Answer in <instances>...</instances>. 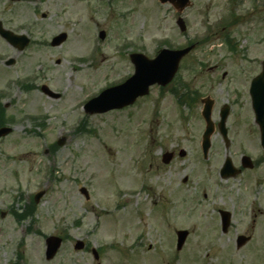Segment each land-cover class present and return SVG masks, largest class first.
<instances>
[{
  "label": "rangeland",
  "instance_id": "rangeland-1",
  "mask_svg": "<svg viewBox=\"0 0 264 264\" xmlns=\"http://www.w3.org/2000/svg\"><path fill=\"white\" fill-rule=\"evenodd\" d=\"M191 1L182 13L187 31L180 33L173 8L157 0H0V13L5 12L0 20L32 38L18 65L0 67V90L7 94L1 103L10 104L6 117L13 122L12 133L0 140V214H5L0 216V264H262L258 260L264 259V215L256 221L255 240L237 250L233 239L250 232L249 217L242 221L236 212V229L219 235L175 213L172 205L183 199L177 197L178 179L215 173L224 151L213 143L207 162L195 153L189 140L199 125L197 116L178 107L169 90L153 88L124 112H81L84 97L131 74V51L151 58L161 47L174 48L194 35L200 41L208 29L214 34L180 63L178 80L190 86L193 78L207 77V67L216 63L220 73H233L229 67L236 70L233 62L244 64L245 56L230 53L222 42L229 13L235 19L224 33L236 45H248L249 57L264 58V0ZM100 31L104 40L97 37ZM61 32L67 37L60 46L43 42ZM94 45L97 49L92 50ZM2 48L6 56H15L8 46ZM93 54L97 59L91 62ZM195 61L203 66L190 71ZM27 81L36 84L30 92L16 86ZM42 84L61 98H47L38 90ZM241 120L245 130L249 123ZM234 128L238 136L242 129ZM57 140L64 143L58 146ZM244 142L239 139L231 153ZM175 143L187 156L163 165L162 153ZM194 186L185 187L189 191L184 195L193 193ZM81 188L87 190L88 200ZM41 190L45 194L33 219L17 222L11 211L20 213ZM255 209L264 213V204ZM197 214L198 223L210 217L204 211ZM177 229L189 231L180 251L175 249ZM137 233L140 248L133 244ZM50 235L66 239L46 261L44 238ZM76 240L99 248V258L94 260L90 250L74 251Z\"/></svg>",
  "mask_w": 264,
  "mask_h": 264
},
{
  "label": "flooded vegetation",
  "instance_id": "flooded-vegetation-1",
  "mask_svg": "<svg viewBox=\"0 0 264 264\" xmlns=\"http://www.w3.org/2000/svg\"><path fill=\"white\" fill-rule=\"evenodd\" d=\"M4 14L5 12L0 13V15ZM3 20L4 19L1 18L0 25L5 29H10ZM30 43L31 40H29V44ZM3 45L13 50L15 56H6L7 52L3 50ZM27 48L23 51L19 50L10 45L5 38L0 35V67L7 68L18 65L19 55L23 54ZM229 52L235 53L236 50H230ZM243 55L245 56L244 64H240L242 62L238 63L237 61L236 63L233 62V66L236 65V70L233 67H229V69L234 71L233 73L228 70L221 71L220 73L218 70L219 63L213 64L207 67V77L193 78L195 77L193 76V79L191 78L192 81L189 90L183 94V97H188L190 110L198 119L199 125H197L195 135L191 136L189 140L193 144L195 153H199L205 162L209 161L211 156H213V143L217 144L219 149H223L224 153H222V159L215 173H190L178 179L179 183L178 181L176 183L178 186L175 185V187L177 186V197H183V199H179L177 206H172L175 213L191 217L193 222L195 224L197 223L196 226L202 225V227L207 229H218L219 235L226 234L228 230L233 227L235 222L232 218L236 212H240L242 214V221H245V218L249 217L251 229L249 233L244 231L241 234H237L233 241L235 242L239 235H244L250 239L248 243H251L255 240V236L253 235L256 221L260 216L264 215L259 209H255V205L261 206V204H264V189L261 188L264 186V149L259 143V128L253 121L251 84L255 77L262 75L253 90L255 98L260 100L264 94V58L257 60L249 57L248 54ZM10 60H12V63L7 66V62ZM195 64L197 63H194L193 67ZM214 72L217 73L212 76L211 74ZM33 85L36 84L33 83L32 86ZM32 86H23L19 84V88L27 92L34 89ZM38 90H40V92L42 91L40 87H38ZM45 96L55 100L60 98V96L57 98H53L50 95ZM5 97L6 96L1 92L0 103ZM138 100L139 99L136 101ZM175 104L178 105L177 102H175ZM205 106H209L210 108L208 120L212 122L213 125V133L210 137L209 149L206 151V158L203 156L205 155L203 150V133L207 125V120L202 114ZM10 108V104H0V109H3L5 113L2 118H0V127L3 126L2 124L9 126L13 124L10 119L5 118L6 110ZM242 113L248 115L251 122H249L245 115L242 116ZM225 114V130H221L219 124ZM229 119L233 120V124H230L231 126L227 124ZM241 119H246L249 123L245 127L246 131L243 129L244 121ZM240 121L243 122V125H241L242 123L238 124ZM234 126L242 129H238L240 130L238 136H236L237 130L235 131L237 128H234ZM245 132L247 134H245ZM241 134L244 135V137H242ZM241 138L245 141L242 143L241 149L239 146L237 150L231 153L233 145L239 143V139ZM247 139H249V142H247ZM181 151H184L183 157L180 156ZM168 152L171 153V160L169 163L177 158H184L188 154L180 143H175ZM244 156L249 157V160H244ZM226 158H230L233 167L237 170V173L234 175L230 173L231 176L229 175V177H224V175L220 173V168ZM190 177L192 181H190ZM193 183L195 184V191L184 195L186 190L189 191L185 189V187H189ZM246 209H250L249 215H247ZM200 211L209 213L210 217L205 218L208 220H203L201 223H198V220H196L198 215L197 212ZM226 213H228L229 216ZM161 219H163V217H161ZM227 222L229 224L227 231H223L222 228ZM259 261L264 264L263 259Z\"/></svg>",
  "mask_w": 264,
  "mask_h": 264
},
{
  "label": "water",
  "instance_id": "water-1",
  "mask_svg": "<svg viewBox=\"0 0 264 264\" xmlns=\"http://www.w3.org/2000/svg\"><path fill=\"white\" fill-rule=\"evenodd\" d=\"M164 1V0H161ZM64 37L62 36L61 39ZM61 40H56L55 43H58ZM179 58H177L178 60ZM174 63L172 61L168 62H161L160 60H155L151 62L146 61H136L137 66V74L139 73L137 79L135 82L126 83L119 89H112L104 92L101 97L98 99V105L99 103L103 101V103H106L110 106L95 109L98 112L106 111L107 109H110L111 107H122L128 103H132L134 98L137 95H141L145 93L146 88L149 84L153 83L154 81H157L161 84H164L168 79L170 71H173L174 69ZM133 61V59H132ZM166 73V74H165ZM172 73V72H171ZM141 77V79H140ZM94 103L97 105V102L94 101ZM93 111V110H92ZM90 113H93V112ZM10 130L3 128L0 129V136L6 135ZM42 194H38L35 197V201H38L39 197ZM60 246V239L55 237H49L46 239V258L50 259L54 256L56 253L58 247ZM82 247L81 243H77L75 248L80 249Z\"/></svg>",
  "mask_w": 264,
  "mask_h": 264
}]
</instances>
